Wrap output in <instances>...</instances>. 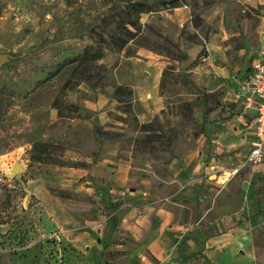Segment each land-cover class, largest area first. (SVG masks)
Returning <instances> with one entry per match:
<instances>
[{"label":"rangeland","instance_id":"obj_1","mask_svg":"<svg viewBox=\"0 0 264 264\" xmlns=\"http://www.w3.org/2000/svg\"><path fill=\"white\" fill-rule=\"evenodd\" d=\"M134 2L152 10L136 13ZM173 2L189 11L183 26L165 19ZM262 23L264 0H0V52L10 55L0 65V264H92L89 253H74L43 225L31 187L42 181L55 194L82 197L86 174L78 171L88 169L89 154L105 149L154 157L160 168L145 177L162 182L169 153L197 131L188 112L187 132L137 118L133 94L114 93L119 60L141 47L179 58L215 29L234 46L241 32L255 41ZM124 26L135 36L113 46L110 36H124ZM86 46L103 53L90 81L72 75ZM36 142L45 144L41 152L33 151ZM15 163L23 171L8 178ZM255 250L264 264V243Z\"/></svg>","mask_w":264,"mask_h":264},{"label":"crops","instance_id":"obj_2","mask_svg":"<svg viewBox=\"0 0 264 264\" xmlns=\"http://www.w3.org/2000/svg\"><path fill=\"white\" fill-rule=\"evenodd\" d=\"M166 15L180 27L189 11L177 6ZM238 35L234 46L226 31L215 29L179 58L141 47L119 60L115 81L131 88L137 118L156 117L187 132L188 112L198 129L173 146L162 182L145 177L160 168L154 157L105 149L89 154L88 169H71L86 174L82 197L34 184L43 225L78 254L89 253L92 264H257L255 249L264 243V156L247 159L255 112L231 93L264 44V23L255 41Z\"/></svg>","mask_w":264,"mask_h":264},{"label":"built area","instance_id":"obj_3","mask_svg":"<svg viewBox=\"0 0 264 264\" xmlns=\"http://www.w3.org/2000/svg\"><path fill=\"white\" fill-rule=\"evenodd\" d=\"M231 97L255 112L254 140L247 159L258 162L264 156V45L252 59L248 70L236 78Z\"/></svg>","mask_w":264,"mask_h":264},{"label":"trees","instance_id":"obj_4","mask_svg":"<svg viewBox=\"0 0 264 264\" xmlns=\"http://www.w3.org/2000/svg\"><path fill=\"white\" fill-rule=\"evenodd\" d=\"M172 6H177L176 2H173L171 4ZM131 8L136 12V13H140L143 11H150L152 10L150 4H145L143 2H134L131 5ZM128 18L127 22L131 23V24H135L134 21L130 18V14L127 13ZM124 36H110V43L113 46H116L118 48L123 47L128 39H132L135 36V32L133 30H130L129 28L124 26ZM103 57V53L101 51V49H93L90 46H86L83 48L81 54L75 59L76 64L72 69V75H76L81 73V77L85 80H89L92 79L93 77H95V75L93 74L92 71H96L95 68L98 67V61ZM89 72V73H88ZM82 73L83 74L82 76ZM114 93L115 95H131L132 94V90L131 88H129L128 86L125 85H121V84H116L114 86ZM45 144L40 143V142H36L33 145V151L35 152H41L44 149ZM37 158L39 157L38 155L36 156ZM73 251H75L74 253H77L75 249H73ZM78 254V253H77Z\"/></svg>","mask_w":264,"mask_h":264},{"label":"water","instance_id":"obj_5","mask_svg":"<svg viewBox=\"0 0 264 264\" xmlns=\"http://www.w3.org/2000/svg\"><path fill=\"white\" fill-rule=\"evenodd\" d=\"M9 57H10L9 54L0 52V65L3 61L7 60ZM22 171H23V168L21 166H19V164L15 163L12 166L10 172H8L6 174V176L9 178V177H12L13 175L17 174L18 172H22Z\"/></svg>","mask_w":264,"mask_h":264}]
</instances>
